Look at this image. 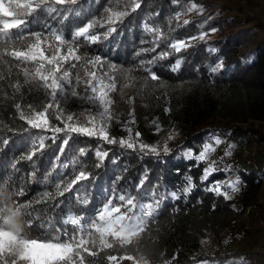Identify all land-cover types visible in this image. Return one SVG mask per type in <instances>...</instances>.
<instances>
[{"label": "trees", "instance_id": "16d2710c", "mask_svg": "<svg viewBox=\"0 0 264 264\" xmlns=\"http://www.w3.org/2000/svg\"><path fill=\"white\" fill-rule=\"evenodd\" d=\"M139 2V9L131 11L129 7L128 15L109 25L106 23L109 16L114 19L115 14L125 11L124 5H131L132 0H78L76 5L71 6L73 12L63 24L60 23L63 12L60 16L56 12L51 15L39 12L33 17L30 30L40 31L45 24H49L58 34L63 29L64 39L72 41L74 32L93 18L104 27L98 24L91 32L106 33L109 27L114 26L115 32L106 38L101 36L95 44H90L84 37L77 38L73 43V47L79 45L76 54L82 58L80 62L72 61L78 63L77 69L72 70L73 85L77 72L82 78L85 77L80 65L88 58L97 54L106 58L105 71L115 64L117 87L110 93L113 120L109 134L116 139L127 137V130H122L123 122L131 120L129 112L134 110L135 123L128 125L133 130L132 135L140 131L142 141L160 145V154H143L106 144L97 138L72 134L57 161L55 158L65 134H57V139L53 141L51 131L29 128L26 120L20 119L15 107L20 104V111L31 118L35 112L44 110L51 97L40 81L24 76L22 69L25 65L4 56L0 58V198L14 209L17 206L20 208L18 224H26L29 219L34 221L29 230L34 238L55 235L58 228L72 231L75 226L64 224L70 216L85 217L81 224L87 237L88 217L94 216L96 210L107 202L116 178H121L116 182L117 191L132 195L137 194V185L143 181V186L139 188V192L143 193L142 202L148 203L155 198L160 201V206L154 217L149 219L147 229L141 233L139 244L124 248L116 245L112 249H105L98 257H87V260L112 264L106 257L114 255L117 264H133V261L120 259L121 256L131 255L137 258L144 256L149 264L211 263L213 257L205 248V243L209 238H220L222 226L236 217L238 208L232 199L225 200L223 196L206 190L213 181H219L226 174L223 171L214 173L207 182L202 183L200 178L202 170L207 167L206 163L201 162L196 166V161L188 159L187 154L198 153L217 134L235 132L242 136L238 133L240 131L247 133L246 138L252 131L251 128L242 129L229 124L221 127L217 122L229 120L243 124L250 120L264 121V21L256 13L234 16L227 9L213 8L212 5L207 7L203 16H180L177 21L176 13L184 8L180 1L175 4L172 0ZM77 11L80 15H76ZM3 19L1 17L0 21ZM185 19L190 23L178 27V23L182 25ZM146 25L156 31H148ZM210 28L217 31L209 32L205 40H193L190 47L180 53L173 52L165 59H157L153 65L146 63L160 52L171 51L168 45L174 40L187 39ZM51 42L56 43L54 38H51ZM157 43L159 47H155ZM154 47L155 51H152ZM67 48V44L61 46V54L66 53ZM3 50V45H0V52ZM178 59L180 67L173 71ZM142 61L145 63L142 64ZM219 61L223 62V68L211 73L209 67ZM28 67L34 68L32 65ZM146 68L156 72L160 80L152 81ZM73 90L76 96L71 95ZM84 96L83 83L74 89L66 87L65 92L57 96L63 114L76 113L74 121L77 123L87 121L88 115L83 109L91 107ZM58 114L60 112L54 104L48 110V119L52 125L64 127L56 119ZM154 120L159 123L158 132ZM26 128L29 130L24 131ZM170 134L173 136L171 140L167 139ZM41 136L45 147L33 157L35 163L23 159L32 151L34 140L38 147ZM5 138L10 140L7 146L3 145ZM165 142L170 149L167 154L162 151ZM98 147L102 151H109L102 163L95 157ZM80 148H85L87 154L81 155ZM74 159L79 163L74 165ZM14 163L16 168L12 167ZM54 163L59 166L53 170ZM65 163L69 166L62 170L61 166ZM98 163L99 167L96 166ZM81 170L90 174V178L79 182L64 196H57L56 184L64 181L59 189L62 191ZM33 171H36L35 177L31 175ZM189 176L192 177L193 187L189 193H185ZM237 177L239 185L244 186L240 192L239 209L242 210L258 197L264 180V168L256 171L242 166L234 180ZM173 191L178 193V200L171 198ZM45 193H51V196ZM85 199L89 201L88 204L83 203ZM220 263L244 262L243 258L232 260V256L225 255L215 262Z\"/></svg>", "mask_w": 264, "mask_h": 264}, {"label": "snow or ice", "instance_id": "6c2138e0", "mask_svg": "<svg viewBox=\"0 0 264 264\" xmlns=\"http://www.w3.org/2000/svg\"><path fill=\"white\" fill-rule=\"evenodd\" d=\"M172 2L178 3L179 0H172ZM78 3V0H0V15L5 19L0 21V45H3V52H0V58L7 56L11 57L13 62H18L20 65H25L22 69L26 78L38 80L42 83L43 87L47 90L51 100L44 107L43 111H38L33 114L31 118L25 117L21 109L20 104H16L15 107L20 113V119L26 120L27 125L31 129H38L43 131H51L53 133L51 139L55 141L57 134L64 133L65 138L62 140L60 151L57 157V161L60 155L63 154L65 147L69 144V139L72 134L83 135L89 138H97L106 144L116 145L118 144L121 149L139 151L143 154H160V145L149 144L140 139V131H135L134 138L132 135V128L128 127L129 124L135 123V117L133 111L129 112V116L132 117L129 121L123 122L122 130H127L128 136L121 137L119 140L115 136L109 134V127L113 120V115L110 112V106L113 101L110 99V93L114 92L117 87L116 77L114 72L116 65H110V70L105 71V59L101 55L97 54L94 57L88 58L80 67L85 72V77L82 78L80 73L75 75V85L71 79L72 70L77 69L78 63H72V61L80 62L81 56L76 52L79 48L77 44L73 47V43L79 37H84L90 44L97 43L101 36L107 37L108 34L115 32L116 28L111 26L106 33H94L91 32L99 24L100 27H104V24L99 23L95 18L88 20L83 26L79 27L73 34L72 41L64 39L63 29L59 34L57 30L51 28L49 24H45L44 28L40 31H31L30 24L33 22V17L39 12H48L51 15L56 12L57 16L63 12L64 15L60 20L63 24L72 14L74 6ZM60 6L59 8L53 7ZM125 11L115 14V18L109 16L106 23L114 25L117 21L129 14L127 9L130 7L131 11H136L141 7L139 0H132L131 5H124ZM187 12L198 11L202 13L203 6L196 3H191L186 10ZM76 15H80L77 11ZM181 12L176 13V19L179 21ZM56 19V17H53ZM211 16L208 17V20ZM190 23L185 19L182 25L178 23V27L186 26ZM204 23H207L205 21ZM147 28V25H146ZM49 29H51L49 31ZM148 31L155 32L156 29L147 28ZM217 29L210 28L208 31H201L198 35L188 37L187 39H176L174 42L168 45L171 51H163L153 57L152 60L147 61L149 65H153L157 59H165L169 55L174 53H180L183 49L191 46L193 40H205L209 32H215ZM51 38H54L55 45L51 42ZM158 39V38H157ZM24 41H29L24 44ZM68 45L67 52L61 54V46ZM155 47H159L157 43ZM155 47L151 49L155 51ZM215 52L216 49H210ZM139 55V53H138ZM144 64L145 62H141ZM180 60L178 59L173 65L172 70L176 71L180 67ZM68 67L65 68L64 65ZM28 65L34 66L30 69ZM223 68V62L219 61L214 66L209 67L211 73H216ZM145 71L150 76L152 81H159L160 77L151 68H146ZM83 83L85 96L84 99L91 105L90 108H85L83 111L88 115L87 121L83 123H77L74 121L76 113L63 114V109L60 108V101L57 99L58 93L65 92L66 87L75 88L76 85ZM18 87V86H17ZM72 96H76L75 90L71 92ZM131 103V98L129 100ZM57 107L60 114L56 115V119L60 120L64 127L52 125L48 119V110ZM31 107V105H29ZM93 109L96 110L95 114ZM168 109H165L167 112ZM99 116V121L97 119ZM153 124L156 125V131L160 130L159 123L154 120ZM26 128L24 131H28ZM169 140L173 139L170 134ZM214 144L219 145L222 140L219 137H214ZM10 143L8 138L3 140V145L7 146ZM45 147L44 138L39 137L38 147L33 141L32 151L23 156V159L33 161V157L41 152ZM231 147V146H229ZM162 151L167 154L170 152L167 143L165 142L162 147ZM215 148L212 143H205L203 150L198 153L189 152L187 154L188 159H194L196 166H199L201 162L208 160L209 153L214 152ZM81 155H86L87 150L80 148ZM109 151H102L98 147L95 151V157L100 163H102L106 157H108ZM230 151H225L221 159L226 156H230ZM33 163H35L33 161ZM75 165L79 163L78 160H73ZM100 163L96 166L99 167ZM216 161H212L202 170L201 182H207L209 177L214 173L221 171L228 172L230 166L226 165L223 169L216 167ZM59 165H53V170ZM67 163L63 164L62 170L67 168ZM13 168H16V164H12ZM51 173H49L50 175ZM62 174V172H61ZM33 177L36 176V171L31 173ZM90 174L81 170L75 178L68 183L63 190H59L61 185L64 184L63 180H60L56 184L57 196H64L65 193L71 192L75 185L79 182L88 180ZM47 179V176L45 177ZM121 178L117 177L113 182L112 194L107 197V202L103 206L96 210L94 216L88 217L89 230L87 231V238L84 235L85 228L81 224V221L85 217L80 216L73 218L70 216L64 221V224H71L74 227L72 231L67 229H56L55 235H45L42 238H34L29 234V230L34 223L33 220H27L26 224L20 221V208L17 206L15 209L9 206L3 198H0V264H100L96 260H87V257H98L105 249H112L114 246L119 245L121 248L138 245L140 241V235L147 227L149 219L154 217L157 209L160 206V201L153 198L151 202L143 203V193L139 192V188L143 186V181L137 185V194L131 193H119L116 189V182ZM188 187L184 189L185 193H189L193 187L192 177H187ZM240 183L239 178L235 180L227 181L226 186L230 188L232 192L239 191L238 185ZM207 191L215 192L218 196H223L225 200H230L232 197L227 191L221 190V184L219 181H213L210 186L206 188ZM46 196H51V193H45ZM173 200H178L179 195L173 191L171 194ZM55 199V197H53ZM118 201V202H114ZM84 204H88V200L83 201ZM59 207V204L56 205ZM98 234L99 243L97 244L96 235ZM111 238V240H109ZM107 261L112 264H117V257L114 255H107ZM121 260L133 261V264H149L148 260L144 256L134 257L131 255L121 256ZM175 259V257H173ZM170 264V262H166ZM200 264H208L207 261H201Z\"/></svg>", "mask_w": 264, "mask_h": 264}, {"label": "rangeland", "instance_id": "374dc122", "mask_svg": "<svg viewBox=\"0 0 264 264\" xmlns=\"http://www.w3.org/2000/svg\"><path fill=\"white\" fill-rule=\"evenodd\" d=\"M179 1L180 4L184 6L181 11L182 17L189 16L190 18H196V16L198 15L203 16V14L206 13L207 7L212 5L213 8L223 7L227 9L230 14H235L234 16H244V14L251 15L253 13H256V15H259V17L264 21V0ZM191 3H196L202 6L205 5V7L203 6L202 13L198 11L187 12L186 10ZM219 3L224 4V6L220 5ZM1 17L3 16L0 15V18ZM58 100L60 101V98ZM93 112H96V110L93 109ZM83 115H85V113ZM97 119L99 121L100 118L97 117ZM78 120L82 121V119L80 118ZM217 124L221 127H225L224 124H229L233 127H241L242 129L251 128L252 131L251 134L246 138L244 136H246L245 134L247 133L240 131H238V133L242 136H238L235 132L233 134H230L228 132L217 134L215 137H219L222 140V143L219 145L214 144V137L212 138V141L210 140L206 142L212 143L213 147L215 148L214 152L209 153L208 160L205 161L206 166H208V164L212 161H216L215 166L219 167L220 169H223L226 165L230 166V170L228 172H224V174L226 175L224 178L220 179L219 182L221 184V190L227 191L229 195H231L234 206L238 208L236 217L231 222L222 226L220 238L218 240L209 238L206 241L205 248L213 257V262L208 264H215L216 260H220V256L225 255L232 256V260H234V258H236L237 260L243 258V264H262L264 260V180L262 181L258 197L250 204L244 206V209L242 210L239 209V207H241L240 192L244 189V186L238 185L239 191L232 192L230 188H227L226 182L234 180L235 175L237 173L240 174L242 166L251 167L256 171H258L259 168H264V121L253 122L250 120L248 123L240 124L236 122H230L228 120L226 122H217ZM225 151H230L231 155L223 157V159H221ZM234 167H237L236 171L234 170ZM235 222L241 227H244L242 229H239V233L234 231L238 228L234 229L233 227H231L234 237L237 238L238 241L222 249L223 241L225 240V237H227L230 233V230L228 229ZM247 224L249 226L246 228V226L244 225ZM245 229H247V232H243ZM96 239L98 240V244V234L96 235ZM109 240H111V238H109ZM229 260H231L230 257ZM223 261L228 262L226 260H221V262Z\"/></svg>", "mask_w": 264, "mask_h": 264}, {"label": "built area", "instance_id": "2783aa9c", "mask_svg": "<svg viewBox=\"0 0 264 264\" xmlns=\"http://www.w3.org/2000/svg\"><path fill=\"white\" fill-rule=\"evenodd\" d=\"M234 170L236 171L237 170V167H234ZM244 226H246V228L249 226L248 224L247 225H244ZM231 227H233L234 229H236V228H238L237 230H234L235 232H237V233H239L240 231H239V229H242V228H244V227H241L239 224H237L236 222L235 223H233L231 226H230V228ZM228 229V230H230V233L228 234V236L227 237H225V240L223 241V244H222V249H224V248H226V247H228V245H230V244H233L234 242H236V241H238V239L237 238H235L234 237V234H233V232H232V228L231 229ZM247 229H245L243 232H247L246 231ZM229 232V231H228ZM238 237H239V235H238Z\"/></svg>", "mask_w": 264, "mask_h": 264}]
</instances>
